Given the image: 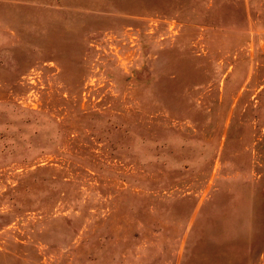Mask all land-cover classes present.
<instances>
[{"label":"rangeland","instance_id":"obj_1","mask_svg":"<svg viewBox=\"0 0 264 264\" xmlns=\"http://www.w3.org/2000/svg\"><path fill=\"white\" fill-rule=\"evenodd\" d=\"M0 264H264V0H0Z\"/></svg>","mask_w":264,"mask_h":264}]
</instances>
